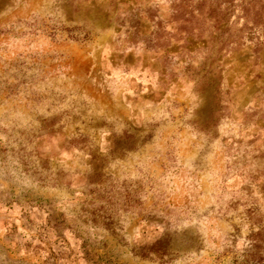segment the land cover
I'll return each mask as SVG.
<instances>
[{"label":"rangeland","instance_id":"1","mask_svg":"<svg viewBox=\"0 0 264 264\" xmlns=\"http://www.w3.org/2000/svg\"><path fill=\"white\" fill-rule=\"evenodd\" d=\"M262 5L0 0V264H264Z\"/></svg>","mask_w":264,"mask_h":264},{"label":"trees","instance_id":"2","mask_svg":"<svg viewBox=\"0 0 264 264\" xmlns=\"http://www.w3.org/2000/svg\"><path fill=\"white\" fill-rule=\"evenodd\" d=\"M252 1H255V0H252ZM262 7H264V5H262ZM218 8V7H217ZM213 12H216L215 10L213 11ZM214 16V18L216 17V16H218L219 17V15H213ZM255 16H257V14H255ZM220 17H221V14H220ZM211 18V17H210ZM256 18H259L258 16L257 17H254V18H252V20H254V19H256ZM213 19V18H212Z\"/></svg>","mask_w":264,"mask_h":264}]
</instances>
